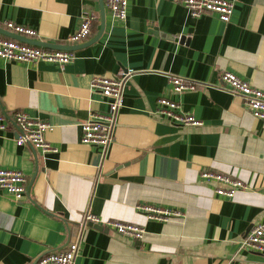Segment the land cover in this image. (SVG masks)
<instances>
[{
	"label": "crops",
	"instance_id": "0c3cea01",
	"mask_svg": "<svg viewBox=\"0 0 264 264\" xmlns=\"http://www.w3.org/2000/svg\"><path fill=\"white\" fill-rule=\"evenodd\" d=\"M233 1L225 22L214 12L193 16L174 0H129L120 20L104 0L100 34V0H0V37L77 45L64 67L0 58V112L23 110L48 121L53 128L46 137L58 149L17 145L11 121L0 130V167L29 179L19 202L0 189V264H36L42 253L74 241V264H264V249L244 245L252 225L264 223V121L239 95L218 87L221 73L232 71L264 90V0ZM86 9L98 14L91 34L70 43ZM6 21L37 33H15ZM121 71L132 73L109 146L83 143L82 123L108 110L92 89L94 77ZM172 75L196 82V89L174 91ZM160 97L179 102L202 123L156 114ZM205 170L248 187L219 195L223 184L205 179ZM144 203L183 215L149 218L137 207ZM88 212L140 224L144 236L87 223L73 240Z\"/></svg>",
	"mask_w": 264,
	"mask_h": 264
},
{
	"label": "built area",
	"instance_id": "2783aa9c",
	"mask_svg": "<svg viewBox=\"0 0 264 264\" xmlns=\"http://www.w3.org/2000/svg\"><path fill=\"white\" fill-rule=\"evenodd\" d=\"M183 4L191 15L199 16L204 12H214L219 15L222 21L228 22L234 11L233 0H174ZM114 18L125 20L128 14L129 0H105ZM98 14L92 10H84L81 16L79 29L70 34L67 40L70 43H77L89 37L92 31V24ZM6 26L11 31L19 34L35 36L37 31L34 28L16 24L13 21H6ZM0 58L11 61H48L64 67L74 58V52L67 49H50L45 46L34 45L11 37H0ZM132 71H121L117 75H98L92 81V89L98 91L107 100L108 110L93 112L90 117L82 123V142L88 145H100L108 147L112 137L116 115L124 104V84ZM218 87L228 89L239 95L244 105L251 113L264 121V90L254 86L250 81L243 79L235 72L223 71L220 75ZM170 81L176 92L194 90L197 83L186 80L181 76L172 75ZM156 114L165 115L173 121L184 125H199L201 120L194 115L181 110L179 102L167 97L158 99ZM11 121L18 129L16 138L17 145L31 144L44 153L56 152L58 149L47 139L46 134L53 126L46 120L32 117L23 110L16 111L13 116L6 112H0V130H5ZM202 176L207 180H216L223 184L216 188L219 195L233 197L237 191L248 186L244 181L233 178L228 174L205 170ZM28 176L21 170L0 167V189L5 191L13 200L21 201L28 192ZM138 209L147 214L149 218L169 220L172 217L182 216L183 213L177 209H170L152 204H138ZM86 221L93 224H102L115 233L133 239H142L145 233L144 226L124 222L117 219L102 220L98 215L91 212L86 213ZM244 245L249 248L264 249V223L253 224L250 228ZM79 244L77 241L62 250L48 251L42 253L36 264H74Z\"/></svg>",
	"mask_w": 264,
	"mask_h": 264
},
{
	"label": "water",
	"instance_id": "95a60500",
	"mask_svg": "<svg viewBox=\"0 0 264 264\" xmlns=\"http://www.w3.org/2000/svg\"><path fill=\"white\" fill-rule=\"evenodd\" d=\"M100 4H101V13H102V27H101V32L100 34H102L103 30H104V27H105V3H104V0H100ZM7 35H13V33L11 32H8L6 33ZM16 38L22 40V41H26V42H29L31 44H34V45H40V46H45V47H53V48H57V49H69V50H73L76 48L77 45H58V44H52V43H47V42H42V41H39V40H35V39H26V37H20V35L18 36H15ZM87 222L84 221L80 226H77L73 229V232H72V237H73V240H76L77 236L79 234H81L80 232H82L84 230V227L86 226ZM88 225H95L91 222H88ZM98 226V225H97Z\"/></svg>",
	"mask_w": 264,
	"mask_h": 264
}]
</instances>
